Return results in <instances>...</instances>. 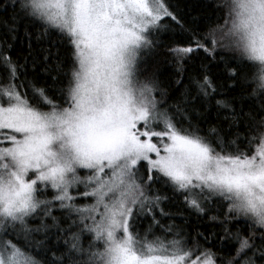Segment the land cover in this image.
Returning a JSON list of instances; mask_svg holds the SVG:
<instances>
[{"label":"snow or ice","instance_id":"snow-or-ice-1","mask_svg":"<svg viewBox=\"0 0 264 264\" xmlns=\"http://www.w3.org/2000/svg\"><path fill=\"white\" fill-rule=\"evenodd\" d=\"M0 264H264V0H0Z\"/></svg>","mask_w":264,"mask_h":264},{"label":"trees","instance_id":"trees-1","mask_svg":"<svg viewBox=\"0 0 264 264\" xmlns=\"http://www.w3.org/2000/svg\"><path fill=\"white\" fill-rule=\"evenodd\" d=\"M195 14V13H193ZM161 60H163V57H160ZM172 71V69L165 63L162 66V73L163 75H167L168 73H170Z\"/></svg>","mask_w":264,"mask_h":264}]
</instances>
